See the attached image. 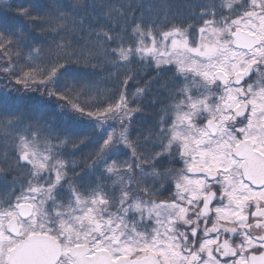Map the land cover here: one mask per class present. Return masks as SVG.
I'll return each mask as SVG.
<instances>
[{"label": "snow or ice", "instance_id": "6c2138e0", "mask_svg": "<svg viewBox=\"0 0 264 264\" xmlns=\"http://www.w3.org/2000/svg\"><path fill=\"white\" fill-rule=\"evenodd\" d=\"M65 7L0 0L2 71L63 102L36 119L0 90V264H264V0ZM37 30L61 39L36 47ZM101 59L104 98L67 66ZM67 145L91 151L76 166Z\"/></svg>", "mask_w": 264, "mask_h": 264}, {"label": "trees", "instance_id": "16d2710c", "mask_svg": "<svg viewBox=\"0 0 264 264\" xmlns=\"http://www.w3.org/2000/svg\"><path fill=\"white\" fill-rule=\"evenodd\" d=\"M53 4L54 6L61 7L64 11H68L69 9L65 7L66 5H71L74 3V0H11L13 4ZM92 2V0H89ZM95 2L99 5H113L118 7L122 3L130 2V0H95ZM137 4L141 3L142 0H135ZM146 5L153 4L159 2V0H143ZM173 4H184V3H199L203 2V0H170ZM219 2V0H217ZM98 13H93V15H97ZM139 15V13H137ZM9 19L12 22L20 27L25 26L26 21L17 17L13 20L11 14L9 15ZM28 30V29H26ZM37 39L34 43L36 47H43L47 49L49 46L54 47L55 42L61 39V36H58L55 32L48 31L42 37L37 30ZM83 33H78L75 37V40L80 41L79 44L75 45L77 47L81 46L84 43V40L81 39L83 37ZM27 52L28 49L24 48L21 54V58L17 59L13 57L12 71H15L17 74H21L23 71H27L26 60H27ZM9 63V61L5 60L3 57H0V90L11 91L13 96H22V97H30L28 100L29 108L32 104H36V107L39 111L34 113V117L39 119L41 116L47 118L52 115L56 111V106L58 103H63L58 101L57 97H49L45 92L44 88L41 86L39 90H37L36 85L32 86L31 91H26L22 85H17L15 83L16 77L10 75L9 73H5L2 71V68L5 64ZM61 63H65L61 61ZM94 64H98L95 68H87L85 69L82 64L72 63L71 65H67L73 70H78L81 75V80L83 83H91L94 88H98L100 90L102 98L112 95L113 93H117L119 91V85L117 84V73L115 67L109 64H105L103 59L99 61H93ZM136 67H140L137 65ZM111 74V75H110ZM69 82L71 81V76L68 77ZM135 85H130L128 88V96L130 101L132 100L133 93L135 92ZM97 93L93 91L92 97L81 96V101H87L89 103L94 101ZM111 102V101H109ZM142 103H146V101H140ZM132 107H135L136 104H132ZM158 107H147L143 112H140L134 115L132 123L129 128V132L133 138L136 137L137 133L144 127H148L151 123L157 119ZM21 110H24V106H21ZM83 119L87 120V117ZM117 127H119V123L117 122ZM3 138L0 137V166H2V153L3 149ZM69 155L65 158L70 159L74 162L76 166L82 164L86 158L88 153L91 151L90 148H82L81 150L74 151L72 145H67L64 149ZM176 167V165H175ZM79 167H77V171H79ZM169 196V193H164L162 196L157 199H165Z\"/></svg>", "mask_w": 264, "mask_h": 264}, {"label": "flooded vegetation", "instance_id": "af4514ba", "mask_svg": "<svg viewBox=\"0 0 264 264\" xmlns=\"http://www.w3.org/2000/svg\"><path fill=\"white\" fill-rule=\"evenodd\" d=\"M176 167H180V165H176Z\"/></svg>", "mask_w": 264, "mask_h": 264}]
</instances>
